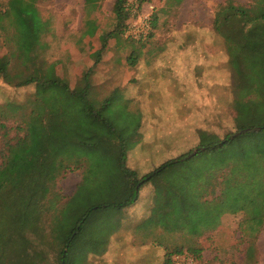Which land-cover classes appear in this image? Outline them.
<instances>
[{"label": "rangeland", "instance_id": "obj_1", "mask_svg": "<svg viewBox=\"0 0 264 264\" xmlns=\"http://www.w3.org/2000/svg\"><path fill=\"white\" fill-rule=\"evenodd\" d=\"M114 1L101 0L99 7L89 12L85 9L84 0L38 2V11L48 22V31L43 37L47 49L43 54L55 63L57 74L71 86L82 72L93 66L92 83L101 97L107 96L113 89L119 90L118 104L125 109L127 116L117 120L111 118L110 121L123 137L136 132V139L125 143L126 167L140 178L170 159L168 154L172 151L171 145H179L177 149L182 154L191 141L195 142V133L192 131L188 133V138L193 139L187 143L176 135H183L187 131L186 125H183L185 128L180 125L181 121L192 122L198 117L183 119L178 109L179 91L175 88L168 92L153 80L150 109L140 110L144 111L143 119L138 115L131 120L128 115L136 105L139 107V103L134 105L131 102L133 91L124 88L132 83L133 70L128 60L140 48L142 51L150 49L154 59L160 58L166 65L160 64L159 68H155L161 72L166 70L169 76L172 73L169 71L178 67L179 57L174 54L181 50L182 53L195 56L198 63H205L204 67L214 69L217 73L220 71L222 84L228 83L232 72L225 44L220 37L217 41L218 36L212 26L214 12L228 0H182L178 4L174 0H126L129 14L125 22L126 31L118 39L107 42L99 62L94 65V52L101 46L98 37L101 32L112 30L115 24L112 13ZM231 1L243 6L249 5V0ZM88 19L94 20L98 26L97 34L91 38L83 35ZM154 20L156 24L153 27ZM137 26L143 28L144 33H139ZM146 39H151L152 43H144ZM6 50L0 44V56ZM157 53H161V56ZM163 76L164 73H151V79L158 77L160 80ZM32 92L31 86L13 88L0 79V105L7 100L23 102ZM183 95L193 114V106L199 104L198 100L206 103L210 98L212 101L211 94H206L207 98L200 96L197 99L191 89ZM233 96L232 89L222 87L220 118L218 120L215 117L214 128H205L220 138L235 129V111L231 102ZM216 99L215 95V102ZM252 122L245 123L243 130L227 142L225 148L199 151L196 156L191 155L193 158L188 156L174 166L164 167L143 187V195L140 194L138 201L124 206L121 211L114 207H101L117 203L129 192V180L121 178L113 155L117 151V143L108 141L106 146L111 152L107 148H103V154L101 151L94 152L91 156L93 163H88L85 170L67 172L57 179L23 183L16 190L6 193L0 198V221L8 217L13 222L20 220L29 223L42 208L46 211L52 232V218L60 210L58 225L61 237H64V232L70 235L78 225V220L86 214V220L65 249L64 264H93L110 243L112 234L119 230L123 220L127 223L125 231L132 233L135 244L144 247L166 245L169 250L181 247L188 253L186 257L191 260V264H264V224L256 237V252L252 260L248 261L247 217L240 210L242 204H248L249 200L264 192V153L223 186L215 170L226 158L240 153L248 154V128L258 131L263 125L260 120ZM200 127H204V124ZM164 141H169V148L161 146ZM106 151L109 152L104 153ZM96 155H99L98 158ZM244 191L245 195L238 196ZM72 193L74 196L69 199ZM97 206L100 208L89 211ZM220 207L228 210V213L221 216L214 230H208L200 237L184 235L180 238L174 235L183 229L196 231L205 225L215 226L220 216ZM101 227L104 232L99 231ZM4 238L0 236V264H7L11 250L5 244L2 245L6 240ZM25 247L31 248V245ZM190 249L199 250V253L188 252ZM27 259L25 255L19 261L24 264ZM16 260L11 258V261Z\"/></svg>", "mask_w": 264, "mask_h": 264}, {"label": "trees", "instance_id": "obj_2", "mask_svg": "<svg viewBox=\"0 0 264 264\" xmlns=\"http://www.w3.org/2000/svg\"><path fill=\"white\" fill-rule=\"evenodd\" d=\"M40 1L0 0V44L7 49L0 56V79L13 88L33 87V92L23 102L7 100L0 105V198L23 183L57 179L67 172L85 170L87 165L93 163L91 156L94 152L101 151L103 154V148L110 151L106 143L111 140L117 143V151L113 155L121 178L129 180V192L125 194L129 197L101 207L118 209L134 203L138 189L149 183L164 167L174 166L192 154L196 156L199 151L225 148L226 143L243 130L245 123L260 120L263 125L258 131L248 128V154H236L216 166L220 185L230 183L256 157L264 153V0H249L248 6L228 0L218 6L213 15V30L218 36L217 41L220 37L225 44L232 78L228 83L222 84L220 71L216 72L220 76L221 89L219 93L216 88L209 93L217 98L219 95L220 101L222 87L232 89L234 131L220 138L208 129H196L195 142L191 141L193 138L189 139L193 144L189 143L191 148L188 152L166 160L154 171L140 178L126 167L125 143L136 139V132L123 137L110 121L111 118L117 120L127 116L125 109L118 104L119 90L113 89L107 96L101 97L92 83L93 66L82 72L73 86L57 74L55 63L50 62L43 54L47 49L43 37L48 31V22L38 11L37 3ZM100 1L84 0L86 11L97 9ZM174 1L178 4L182 0ZM125 4L126 0L114 1L112 13L115 24L112 30L101 32L98 37L101 46L94 52V65L99 62L107 42L118 39L126 31L125 22L129 14ZM155 24V20L152 21L153 27ZM85 25L83 35L94 37L98 32L94 20H86ZM144 43L152 42L151 39H146ZM146 53L151 54L150 59L154 60L150 49L142 51L140 48L133 58H129V66L133 68ZM157 55L161 56V53ZM187 62L190 68L198 71L208 69L204 67L205 63H198L193 55H189ZM245 193L240 192L238 196ZM98 208L100 206L89 211ZM220 208L215 226L205 225L206 227L196 231L183 229L180 233L183 236L200 237L206 231L214 230L221 216L228 213L225 208ZM240 210L247 217L245 228L249 238V261L256 252V237L264 224V192L249 200L248 204H243ZM86 217L85 214L78 220V225L70 235L65 231L67 237H63L64 241L53 235L46 211L42 208L29 223H22L20 220L13 222L6 217L7 219L0 221V236L6 238L2 245L11 249L7 264H21L25 255L28 259L24 264H64L65 249ZM27 245H31V248L25 247ZM198 251L188 250L192 253H199ZM176 254L188 253L181 247L173 248L166 252L164 263L173 264L172 257ZM11 258L18 260L11 261Z\"/></svg>", "mask_w": 264, "mask_h": 264}, {"label": "crops", "instance_id": "obj_3", "mask_svg": "<svg viewBox=\"0 0 264 264\" xmlns=\"http://www.w3.org/2000/svg\"><path fill=\"white\" fill-rule=\"evenodd\" d=\"M182 52L183 51L180 50L179 53L174 54L175 56L179 57V59H177L178 67L174 71H169L172 72L169 74V76L166 70H163V72H161V70H157L160 64L165 65L164 60H161L159 58L151 60V54H143L132 68L133 71L131 85H126L124 88L127 90L131 89L133 91L131 102H133L134 105H136V103H139V107L136 105V107H134L135 109H133V111L128 115L131 120L138 115L141 117V119H143L144 111L140 110L150 109V104L152 103V101L149 100L151 92L150 88L153 84V80H155L157 84L165 87V90H167L168 92H172L173 89L176 88L180 94L178 109L180 110V114L182 115L183 119L193 118V116L195 118L198 117V119L193 120L192 122L183 120L180 123L181 126L186 125L187 131H185V133L183 132V135L182 133L180 135H176V137H179L180 139H182V141H184V143H187L189 142L188 133L190 134L191 131L195 133L196 129H205L206 126H212V128H214L213 126L215 117L218 120L220 118V101L218 100L219 95L216 99V102L215 95L212 96V101H210V98L208 97L209 102L206 103L203 101L200 102V100H198L199 104L193 106V112L195 113L193 114L189 111L191 108L190 104L187 103V100H184V92H190L191 89L192 92L195 93L196 98L200 99V96L206 97V94H208L209 96V92H214L215 88L219 93L221 85L220 76L215 72L214 69H203L199 72L196 69L190 68V66L187 64V58L189 57V54L187 52ZM165 69L170 70V68ZM153 72L158 74L164 73V76L160 80H158V77L151 79V73ZM146 93H148V95ZM202 124H204V127H200V125ZM183 128L185 127L183 126ZM168 145L169 141L161 142V146L163 147L169 148ZM177 146L179 145H171L170 149L172 151L168 154L170 156V159L181 155L180 149H177ZM190 148L191 146L188 144L187 149L182 154L188 152ZM173 150H178L179 152H173ZM157 167H155L154 169H156ZM146 185L147 184L141 186L138 189L137 198L134 203L138 201L140 194L143 195L142 193L144 191L142 189ZM128 186L130 188V184H128ZM77 188L78 184L75 187L74 193L76 192ZM74 193H72L69 199L73 198ZM118 210L121 211L123 210V208H119ZM59 212L61 211L59 210L58 212L54 213L55 216L52 218V233L57 239L62 241L67 236H65L64 234V238L61 237V230L58 225V218L60 216ZM139 220L140 219L138 218V221ZM126 225V221L123 220L119 230H116V232L112 234L110 243L107 244V246L104 248L103 253H101V256L96 258V261L93 264H165V254L169 251L168 246L149 245L147 247H144L140 244H135L133 241L132 233L129 231H125ZM99 231L104 232V228L101 227ZM179 233H175L174 235L179 236L180 238L183 237V235Z\"/></svg>", "mask_w": 264, "mask_h": 264}, {"label": "built area", "instance_id": "obj_4", "mask_svg": "<svg viewBox=\"0 0 264 264\" xmlns=\"http://www.w3.org/2000/svg\"><path fill=\"white\" fill-rule=\"evenodd\" d=\"M144 27H145V25H144ZM136 28L140 29L139 33H142V32L144 33L143 28H140L139 26H137ZM136 28H134V29H136ZM148 28L149 27L147 26L146 29H148ZM172 262H173V264H191V260L189 258H187L186 255H182V254L174 255L172 258Z\"/></svg>", "mask_w": 264, "mask_h": 264}]
</instances>
